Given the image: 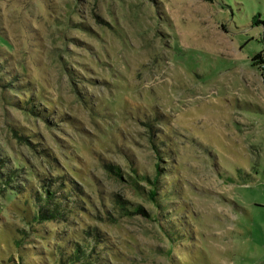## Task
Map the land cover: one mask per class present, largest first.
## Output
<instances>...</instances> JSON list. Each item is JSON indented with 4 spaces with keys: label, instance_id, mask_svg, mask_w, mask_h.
Returning <instances> with one entry per match:
<instances>
[{
    "label": "rangeland",
    "instance_id": "rangeland-1",
    "mask_svg": "<svg viewBox=\"0 0 264 264\" xmlns=\"http://www.w3.org/2000/svg\"><path fill=\"white\" fill-rule=\"evenodd\" d=\"M259 21L264 0H0L1 173L72 178L108 264H264ZM157 155L156 205L104 167L153 176ZM1 185L0 264H38L35 204Z\"/></svg>",
    "mask_w": 264,
    "mask_h": 264
},
{
    "label": "trees",
    "instance_id": "trees-1",
    "mask_svg": "<svg viewBox=\"0 0 264 264\" xmlns=\"http://www.w3.org/2000/svg\"><path fill=\"white\" fill-rule=\"evenodd\" d=\"M262 25L264 26V23ZM263 53L264 48L252 58V61L255 62L260 59ZM12 80L3 81L2 77L0 84L3 87L13 88ZM19 86L21 84L18 83L14 88ZM28 104L30 103L27 101L14 103L15 106L21 108H26L25 106ZM27 110L33 113L32 107ZM42 152L46 153L44 150ZM160 162L161 157L157 155L153 176L139 173L134 167H130L125 173L118 165L111 162H106L104 167L115 178L126 181L136 188L137 192L145 197L149 205L150 203L156 205L163 173V169L159 166ZM8 173L10 174L9 171L6 174L0 171V180H2L0 185L3 183L1 185L3 194L9 188L11 193L19 191V194H22L24 192L25 197L34 202L35 214L32 216V220L36 224L30 227L29 231L42 236V239L44 238L49 245L46 251H39L37 254L38 264H108V258L114 257L115 252L113 250L116 242L110 240L96 226L91 227L83 222L82 217L86 212L87 203H91V201L84 190L67 174L58 175L56 172L52 177L47 173L41 175L29 170V177L34 176L36 178L35 184H32V180L11 184L12 181L8 180L10 176ZM116 202L120 209L125 210V212L142 214L152 219L153 207L149 206V209L145 211L141 205L135 204L134 211H128V208L125 209L124 207V201L117 198ZM74 219L78 226L71 229V222ZM56 222L69 223V225L66 228H51L50 223ZM52 240L53 243H51Z\"/></svg>",
    "mask_w": 264,
    "mask_h": 264
},
{
    "label": "built area",
    "instance_id": "built-area-1",
    "mask_svg": "<svg viewBox=\"0 0 264 264\" xmlns=\"http://www.w3.org/2000/svg\"><path fill=\"white\" fill-rule=\"evenodd\" d=\"M264 54V53H263Z\"/></svg>",
    "mask_w": 264,
    "mask_h": 264
}]
</instances>
